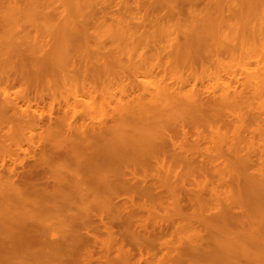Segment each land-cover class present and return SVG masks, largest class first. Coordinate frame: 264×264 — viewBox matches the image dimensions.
Wrapping results in <instances>:
<instances>
[{"label": "bare ground", "instance_id": "6f19581e", "mask_svg": "<svg viewBox=\"0 0 264 264\" xmlns=\"http://www.w3.org/2000/svg\"><path fill=\"white\" fill-rule=\"evenodd\" d=\"M69 1L74 5L73 8L77 10L78 13H76L79 14L80 19L66 15L61 23H59L61 19L57 15L50 14V16L44 12L47 10V4L41 2V0H25V3L22 1V3L14 4L15 9L20 10L23 15L24 13L27 14L25 11L27 10L28 17L26 18V15H24L22 17L23 21L24 18L25 20L28 19V22L32 25L27 21L26 24L31 27L35 26V31H38L37 29L40 26L44 27L45 30L41 31L43 34L46 31L45 36L51 37L49 38L53 46H50L51 48L47 46L49 39L47 40V37L42 38L44 36H41V33L34 32L33 35L31 34L32 31L29 30L30 33L27 31L26 35L22 33V28L20 31L25 36L22 37L19 34L21 35L19 37L17 31V33L9 34L12 35L10 41L13 44L10 41L8 42L7 39L9 38L6 33H11L12 29L15 31L20 26L23 27V24L18 26V23H15V26V18L9 15L12 18L9 19L12 21V26H15V30L11 26L10 29L7 28V25L4 26L5 29L9 30L6 29L8 32L5 31V38L7 39L3 37L0 31L1 38L3 37L2 40L5 39L7 41L4 40L5 44L7 43L10 48L8 49L7 45L4 48V50H9V52L6 50L7 54L13 52L15 47L18 50L15 44L19 40V49L25 47L24 49L21 48L22 52L24 50L26 52L25 56L28 54L33 58V64L32 62L30 64L36 65V67L33 66L35 71L38 68L40 69L38 71L42 70L38 64L44 62V56L46 55L45 60L49 59L47 62L51 60L50 62H53L58 69L59 61L64 58L67 67L66 74L71 75H68L70 79H72V76L75 77L77 73H81L80 76L87 77L91 75V78L93 76L100 78L96 75V70L94 71L93 67L91 69L88 66L90 65L89 55L83 56L89 51L86 50L88 51L86 53L85 49H81L80 46L88 49L93 41L101 42L100 44L104 45L102 43L104 42L102 40L104 36L114 41L127 39L126 46L130 41L131 44L138 45L139 43L141 45V41H149V43L152 42L156 46L158 31L156 30L157 33L155 31L156 35L154 34V36V31L149 30L150 27H147L146 24L147 28L144 24L142 25L144 31L142 29L138 30L139 25L136 30L134 27L130 29L121 20L115 22L112 27L105 25L106 16L110 13H107L106 9L111 7L112 10L114 6H119L128 11L133 8L128 0ZM10 2V0H3L0 5L5 7L7 6L5 4ZM82 2H87L84 6L87 8V12L89 8V14L95 10L98 16V12L105 16V18H100L105 19L102 28V21H100L101 24L100 22L98 25L96 24L97 30L96 26L94 31L87 27L92 17L89 19V14L87 15L86 12L81 13L80 10L84 7H82L84 4ZM196 2L197 0H167L166 4L162 5L168 8L169 12L172 11V15H175L176 11L177 13L180 12L181 7H185V3L188 9L192 8L190 15L192 19L189 23L179 21L173 24L172 19L171 22H168L170 19L157 22L156 27L161 34L157 36L160 38L164 35L168 36V34L171 36L170 39L163 38V41L166 39L171 42H169L171 49L174 47L173 51H169L171 57H179L178 54H180L182 48L193 47L194 43H198L197 46L201 48L205 45L203 43L212 39L213 30L222 28L223 22L231 26L230 29H227L231 32L230 36L222 35L217 42L215 41L214 44H208L204 47L208 48V46L215 45L217 49L233 50L243 46L248 41V34H253L252 45L258 40L264 41V0H210L208 10L204 13L203 10H206V6L201 10L198 8L200 11L198 12L195 9V7L197 8ZM63 3L65 4V1ZM151 5L152 8H154V5L156 6L155 3ZM12 6L11 10L13 9ZM48 6L51 7V5ZM137 6L133 10L140 9L144 5L138 4ZM147 6L149 8V5ZM158 7L156 6V8ZM246 9L250 12L248 13ZM0 10L5 9L1 8ZM11 10L8 12L13 14L15 11L13 9L11 12ZM242 11L244 13L241 14ZM7 14L5 13L7 17L5 15L3 17L0 13V22L3 18H8ZM9 19L2 21L6 23L8 21L9 26L11 25ZM150 20L151 18L147 16V24L154 22ZM178 20L181 19L178 17ZM221 22L222 24H220ZM90 23L92 24L93 21ZM1 24L5 25L2 22ZM109 25L111 26V24ZM25 26L27 27V25ZM225 26L227 27V25ZM177 30H180L179 33L182 36L184 35L186 39L184 44L179 42L178 34H176ZM117 36L119 39H117ZM155 37L156 40H154ZM177 42L179 44H176ZM0 46H4V44H0ZM243 47H246V45ZM257 50V52L248 53L250 58L259 63L257 68L252 67V64L250 66L246 65L247 67L244 69L245 77L242 79L244 81L242 91H239L233 85L235 80L229 85L223 81L220 83L218 81L219 84L216 83L217 86L215 87L217 89L214 88V91L212 89V92H210L211 89L210 91L207 90L209 89L207 87L202 88L203 91L199 90L198 86L189 88L179 86L180 88H178L174 86L175 80L174 84L167 82V76L163 78L162 73H160L162 78L159 82L157 81L156 86L152 88L149 86L147 89L142 90L143 92L137 97L123 99L119 104L113 105L114 107L108 105L110 106L107 107L108 111L106 110L108 117L102 123L87 124L85 121L82 122L84 119L82 120L80 117H74L78 121L67 122L62 118L60 123H57L56 126L43 134L45 141H54L57 147L54 152L41 155L43 157L41 161L39 160L40 162H37L38 165L37 163H29L27 166H19L17 161H13L12 167H4L6 165L0 167V264H98L95 263L96 259L94 258V251L99 240L97 232L103 227L107 233L117 237L112 228L114 225L123 227L119 236L122 248L126 246L125 242L130 246L123 250L124 254L128 258L134 257V255L143 256L147 248L145 244L152 235L147 231V227L137 220L141 208L137 206L136 198H154L161 194V189L163 190L166 184L169 187L175 185L172 182L174 180H172L171 175L170 178L169 175L165 174L166 176L163 175V178L162 175L150 174L148 167L156 166L162 169L166 163H169L172 165H170L171 167L177 164L176 166H198L203 168L210 164L211 157H209V153L206 158L200 156L202 161L201 159H199L200 161L197 159L199 162L194 161L178 150L174 136L165 131L170 124H173L176 125L174 127L182 129L186 133V125H189L191 121L205 122L206 124L217 123L218 131H215L212 137L214 149L210 147L211 151L214 150L212 151L213 156L218 154L227 160H232L243 173V175L240 174L237 177H230L233 184L228 187L229 197H222L226 198L224 199L226 201L227 199L230 200L227 201L230 203H227L221 197H216L217 200H223L227 207L224 202L221 203L225 207L221 206L220 213L218 212L219 214L207 219L208 222L213 223L212 226L215 230L209 232L211 248L209 252H204L203 256L208 260L227 262V264H262L264 261V149H262V146L264 147V42H262L261 48ZM206 52V58L211 56V50H206ZM195 53L188 52L183 60H192L193 57H197ZM197 53L199 54V52ZM17 55L19 56L20 52ZM59 55L61 60H59ZM100 55L103 56V54ZM168 57L170 56L168 55ZM78 58H82L79 61L81 64L83 59L87 61L86 63H89H83L87 65L86 67L83 65L79 67L77 65ZM135 58L133 55L130 63H123L125 66L123 65L124 69H122L124 73L138 79L145 69L148 70L149 66L143 59L140 58L143 62H139L137 59V61L134 60ZM93 60H95L94 57ZM77 66L79 70L76 69ZM96 66L95 69L98 68ZM99 73H101V69H99ZM102 73L108 74V72ZM170 78L174 79L172 76ZM239 80L236 79V86L239 82L241 83ZM9 98L8 93L0 90L1 119L8 118L17 122V124L19 123V126L21 124L23 126V123L26 125L28 121H30L28 122L30 124L34 118L35 121H38L40 116H37V112V115H29V112H32L31 108H28L30 111L24 112L22 106H19L20 103L19 105L18 102L13 104V100ZM257 100L262 102L260 110L256 105ZM89 104L85 103L86 106ZM255 105L258 110L254 108ZM78 106L71 108L72 111L69 108L70 112L66 114L68 115L66 119L69 114L77 113L79 115V112L81 113V109L80 111L77 109L80 107ZM86 106H84L85 109H90V105L88 108ZM88 110H85V112H88ZM247 113L252 115L248 123L245 116ZM230 117L233 118L232 122H227L226 119ZM222 123L234 128L235 137L233 139H229L227 135L222 134L220 131ZM258 147H261V149ZM214 152H217L216 155ZM208 157L210 159H207ZM226 162L228 165L231 164V161ZM169 164L166 166L169 167ZM44 165L50 167V169L54 167L57 171L56 177L52 180L47 178L46 172L43 170ZM224 167L226 166L224 165ZM228 184L230 185V182ZM231 209H234L235 212ZM57 228H59V231ZM198 246L191 248L192 253H187V255H193L191 258H197L195 254L198 253L195 252H197ZM200 246H202L201 243ZM137 252L138 254H136Z\"/></svg>", "mask_w": 264, "mask_h": 264}, {"label": "rangeland", "instance_id": "374dc122", "mask_svg": "<svg viewBox=\"0 0 264 264\" xmlns=\"http://www.w3.org/2000/svg\"><path fill=\"white\" fill-rule=\"evenodd\" d=\"M10 1L11 2L8 3L9 5L5 4L7 5L5 7L4 5L3 6L0 5V9L1 8L5 9V10H0L2 16L4 17L5 13L6 14L8 13L7 14L8 18L2 17L3 18L2 20L4 19L7 20L12 16L16 20V21L14 20V24L18 23L17 24L18 26L20 24H23V27L25 25H27V27L25 26L23 28L20 26L19 29L16 28L17 30H15L16 24L14 27L12 26L13 24H11L12 18L9 19L10 21L9 24H11L9 26L7 24L8 21L6 23L1 20L2 23H5V25L3 24L0 25V31L3 37L5 38L6 35H8L9 39L7 38L5 39H7L9 42L12 39L11 38L12 35L9 34H13L15 32L17 33L18 31L19 33H17V35L19 34L22 35V33L27 35V33L30 30V32L32 31L31 34L33 35L34 32H36V33H41V36L42 35L44 36L42 38L47 37L46 39L47 40L49 39L48 40L49 43L47 46L51 48L50 46H53L52 43L50 42L51 37L49 36L50 37L49 38L48 36H45L46 31L44 32V34L41 31V30H45L44 27L42 26H40V28L37 27L39 28L37 29L39 32L35 31L36 30L35 26H33L35 29L31 27L30 25L32 24L28 22L29 21L28 19L25 20L24 18L25 22L23 21L22 17H24V15H26V18L28 17L27 10H25L27 14L24 13L23 15V13L20 10L15 9L16 3H22V1L25 3V0H10ZM63 1H65V4L63 3ZM156 1L159 3H157ZM166 1L151 0L150 3V0H128V3L129 4L131 3V6L133 7L132 9H130L132 12L128 10L129 13H127L128 12L127 10L125 11L124 7L121 8L119 6L118 7L114 6L112 10L111 7L107 8L106 9L107 13L108 12L110 13H108L106 16L107 18L105 25L107 24L109 27H112L115 24V22L121 20L130 29H133L134 27L136 30L139 25L138 30H140L144 28L142 27V25L144 24L145 28L150 27V29L149 28L148 29L154 31L153 35L155 34L156 30L158 31L157 35H161L156 27L157 22L159 21L161 22L168 21L170 19V21L168 22H171L172 19L173 24H175V22L178 23L179 21L180 22L184 21L185 23H189V21L192 19V16L190 17L192 8L188 9V7H186L187 4L185 3L186 5L184 4V6L188 10L185 7H181L180 12L177 13L176 11L175 15L173 14L174 15L173 16L172 15L173 12L171 10H170L171 12H169L168 8L162 6L166 4ZM0 2H3V0H0ZM41 2L46 3L47 4L46 6L48 7V8L46 7L48 12L47 10H45L44 12L47 15L50 14H52L53 16L57 15L59 19H61L59 20V23L63 22L64 16L66 17V15L74 16L76 19L79 18V14H77L78 13L77 10L73 8L74 5H72V3H70L69 0H41ZM152 2H154L156 6L159 7L156 8L154 3ZM197 2H196L197 8L195 7L196 10H198V8L199 10H201L202 8L204 9L205 6H206V10H203V13L208 10L210 0H201V1L197 0ZM83 3L84 2H82V4ZM85 3L82 5V7L85 5ZM138 4H143L145 7L142 6V8L140 9L133 10L134 8H136ZM151 4L154 5L153 6L154 8L151 7L152 6ZM11 5H13L12 7L15 11L13 12V14L12 13L10 14V12H8L9 10H11ZM48 5H51V7ZM64 5H66V7H64ZM147 5H149V8ZM13 9L11 10V12L13 11ZM81 9H82L80 10L81 13L83 12L84 14L86 12L87 15L89 14L88 13L89 8H88V12L85 6ZM248 9L246 10L249 13L250 11ZM199 10L198 12H200ZM22 11L25 12L24 10ZM226 11H228V9H226ZM91 12L93 13L91 14ZM91 12L88 15V17L89 19L92 17L91 20L89 21L90 22L93 21L92 23L93 25L90 22H88L89 25H87V27H90V29L94 31V27L96 26L95 28L97 30L98 23L102 21V26L100 25L102 28L105 19H100V18H105V16H102L99 12H98L99 14L98 16L97 11L95 12V10ZM242 13H244V11H242L241 14ZM53 16L52 18L55 19ZM147 16L151 18V20L154 22L147 24L146 21ZM178 17L181 20H178ZM26 21L30 25L26 24ZM138 21H140L141 23L140 22L138 23ZM223 23L224 24H222V22L220 23L222 24L221 29L212 31V39L203 43L205 45L201 46L200 48L199 46H197L198 43L196 44L194 43L193 47L190 48L184 47L180 50V54H178L179 57L177 58L174 56L171 57V54L169 52V51H173L174 49V47L173 49H171L172 48L170 45L171 42L169 41L170 42L169 43L168 40H166L168 38L170 39L171 36H169V34L168 36L167 35H164V37L161 36L162 39L155 34L156 37H158L157 40L160 39L159 41H157L156 37L154 38V40H156V46L152 42L149 43V41H141L142 46L140 45V43L139 45L133 43L131 44L130 41V43H128V45L126 46L127 39H124L123 41H117V40L114 41L113 39H110L107 36L102 37L103 38L102 40L104 41L102 43H104V45L103 44L101 45L100 44L101 42L99 43L93 41L91 43V46L88 47V49L80 46L81 49L82 48L83 50L85 49L84 51L86 50L89 51V52L86 51V53L88 52L86 55H84L83 53L82 54L83 56L89 55L90 60L88 59V61L90 62V65L88 66H90L89 68L91 69L94 68V71L96 70V75L100 77L97 78V76L96 77L93 76V78L95 79L91 78V75L87 77L84 75L80 76L81 73L75 74V77L72 76V79H70L68 77V75L70 74H66L67 67L65 64V60L64 58L62 60L60 59L61 58L60 53L62 52L61 49H59L61 51L59 53L60 54L59 60H61L59 61V69L55 66V64H53V62L52 63L50 62L51 60L47 62V60L49 59L45 60L46 58L45 55L43 60L44 62L46 61L44 67H43L44 62L43 63L41 62L42 64L40 63V65L38 64V66L43 71L42 70L38 71L40 70L39 68L38 70L36 69L37 71H35V68L33 69V66L35 64L34 65L30 64L33 58L31 56H28V54L25 56L26 52L24 50L22 52L21 48L24 49L25 47H21L19 49L18 46V44H20L18 43L19 40L17 42L15 41L16 42L15 45H17L18 47V50H16V47L14 45L15 47L14 49L16 50L15 54H14L15 50L13 51V49H12L13 52L7 54V51L9 52V50L7 49H6L7 51L4 50V48H6L7 45V43L5 44L6 40L5 39H4L5 41L2 40L3 37L1 38L2 35L0 34V44L2 45L4 44V46H0V54H1L0 56L3 55V57H6L7 55L8 57L9 54L11 56V57L9 56L8 59L7 57L5 59H2L3 57L0 58V90L10 95L11 100H13L14 102L11 103L15 104L18 102V105L20 103L19 106L20 107L22 106L21 108L24 112H27V110H29L28 108H31L30 110L32 112H29V115L31 116L37 115L38 113L37 116L38 117L40 116L39 119L37 117L38 121H35L34 117L36 116H34L32 117L34 118V120L33 122L31 120L30 124H28V122L30 121L26 122V125H24L23 123V126L25 127H23L22 124L21 126H19V123L17 124V122L13 120H9L8 118L6 119L5 117L1 119L0 117V167H2L3 165H6L4 167L7 168L12 167L13 161H17L19 166H25V165L27 166L29 163L36 164L37 162H40L41 158L43 157V156L41 157V155H43L44 153L49 154L51 152H54L55 148L57 147V144L54 141L53 142L45 141L43 139V134L49 131L54 126H56L57 123H60V120H62V118H64L65 121L70 122L73 120L78 121V119L75 120L74 117L75 118L80 117L82 118V120L84 119L82 122L85 121V123L91 125L92 123L95 124L102 123V121H105L106 118L108 117L106 114L108 108L110 107L108 105H111L112 107L113 105L119 104L123 99L125 100L128 97L129 98L137 97L141 92H143L142 90L147 89L149 86L151 88L156 86L157 81L159 82L162 78L160 76V73H162L163 78L167 76L166 77L167 82H170L172 84L175 83L174 85L175 87L180 88L182 86L189 88V87L198 86L199 90L201 91H203L202 88L207 87L209 88V89L206 88L207 90L210 91L211 89L210 92H212V89L214 91V88L221 81L229 85L230 83H232V81L235 80L234 82L236 83V79L238 80L241 79L239 80L241 81V83L240 82L238 83L239 85L237 84L236 86L234 82L233 85L235 86V88L237 87L239 91H242L244 84L243 83L244 81L242 79H244L245 77L244 69L245 67H247L246 65L250 66V64H252L251 65L252 67L257 68L259 63V62L257 63L255 59L250 58L248 53L257 52L258 51L257 49L261 48L262 42L264 41L258 40L259 43L255 42V44L252 45L253 34H248L249 39L243 45V46L246 45V47L240 46L239 48H234L233 49L234 51L230 49L227 50L217 49L215 45L208 46V48L204 47L208 44L210 45L214 44L215 41L217 42L218 38L219 37L221 38L222 35L230 36L231 32L227 31V29H230L231 26H229L228 23L225 22ZM109 24H111V26ZM145 24L147 25V27ZM6 25L7 28L9 27V29L10 26L11 28L13 27L15 31H13L12 29L10 33L8 32L9 30L7 28L6 29L8 31H6L4 27ZM225 25H227V27ZM100 26H98V28H100ZM20 30L22 31V33ZM5 31L8 33H6ZM142 31H144V29H142ZM179 31L177 30V32L176 31L174 32L178 34L179 42L181 44L182 43L184 44L186 39L184 38V35L182 36V34L179 33ZM21 35H19V37ZM23 36L25 35H22V37ZM163 38L166 39H164L163 41ZM117 39H119L118 36ZM151 39L153 40V38ZM179 42H177L176 44H179ZM94 47H96V49H94ZM7 48L10 49L9 46ZM206 50L212 51L211 56H208L207 58L205 56L207 55V52L205 53ZM190 51H192L193 53H195L196 51L195 55L197 54V57H193L192 60H183V57L186 54H188V52ZM19 52L20 55L18 56L17 54H19ZM197 52H199V54ZM105 53H106V57H105ZM100 54H103V56ZM130 55L132 57L134 55L136 57L134 60L137 59L139 62H143L144 60L145 63H147V65L149 66L148 70L145 69L146 71L144 70L142 76L138 77V79H136V77H132V75L124 73L123 67L125 66L126 63L127 64L130 63L132 59ZM168 55L170 57H168ZM25 57L28 59H26ZM62 57H64V55H62ZM93 57L95 60H93ZM82 58L77 59V65L79 67L81 65L86 67L87 65L83 63H86L87 61H84V59L82 60L83 61L82 64L79 63V61H81L80 59ZM140 58L143 60H141ZM120 59H124V60L120 61ZM95 66L96 68L98 67L99 69H101V73H99L98 68L95 69ZM79 67L76 69L79 70ZM102 72L104 73L108 72V74L106 73L103 74ZM170 76L174 77V79L170 78ZM85 103L86 104L90 103L89 104L90 109L88 108L89 105L86 106ZM82 104L86 106V108H88L90 111L88 109H85ZM260 104H262V102L257 100L256 105L259 107V110H260ZM77 105L80 106V107L78 106L79 108L77 109H79V111L81 109V113L79 112V115L77 113L71 115L69 114V117H67L66 119V116H68L66 114L70 112L69 108L71 110V108H74V106ZM257 106L254 108L257 109ZM85 110H88V112H85ZM248 114L249 113L245 114V116L247 117V123L248 121L250 122V119L252 118V115H248ZM226 120L227 122H232L233 118L230 117L229 119ZM216 125L217 123L206 124L205 122L201 123L199 121L198 122L191 121L189 125H186L185 128L186 133L182 129H178L177 127H174L176 125L173 124H170V126H168L169 128H166L165 131L167 133H171L174 136L176 147L180 152H183L186 156L197 162L200 161L199 159H201L202 161L201 157L206 158L207 157L206 155H208L209 153L210 155L209 157H211V160L213 162L215 161L216 162L215 163L212 162L213 163L212 164L210 160L211 166L209 164L203 168L198 166H194V167L192 166L184 167V165L176 166L177 164H174L175 166L173 165L174 167H171L172 165L169 163H166L167 166L169 164V167L165 165L166 167L164 166L162 167V169H160V167L157 168L156 166L148 167L150 174L152 173L153 175L154 174L160 176L162 175L163 178H164L163 175L165 174L169 175L170 178L172 176L173 177L172 180H174L172 182L175 185L169 187L168 184H166L163 190L161 189V194L157 195V197L136 198L137 206L141 208V212L138 214L137 220L139 221V223L145 225L147 227V231L152 235L150 236L151 237L150 240L145 244L147 248L145 249L146 251L144 255L143 256L134 255L135 258L134 257L128 258L124 254L125 252L123 250L127 249L130 246L127 244V242H125L126 246L122 248L121 245L122 243L119 238V236L121 235L120 232L122 231L123 227L114 225L112 228L113 231H115L117 237H114V235H110L109 233H107L104 230L105 228L103 227L100 228L99 232H97L99 240L97 241V245L94 251V258L96 259L95 263L98 264H227V262L222 263L221 261L218 262V261L208 260L203 256V253L209 252L211 248L210 246L211 236L209 235L210 234L209 232L215 230L212 226L213 223L208 222L207 219H211V217L219 214L220 208L222 207L224 208L225 206L227 207V204L224 202L226 201L224 200L226 198H222V197H227V198L229 197L228 195L230 193L228 187L233 184L230 181V177L231 176L237 177L240 176V174L243 175L241 169H239V166L237 165L238 166L237 167L236 164L232 162V160H227L218 154L216 155L217 152H214L216 156H213L214 154L212 153V151L214 150L211 151L210 149L214 147L212 137L214 132L218 131ZM220 131L222 132V134L227 135L228 136L227 138L229 139H233L235 137L234 128L231 126H227L222 123V127ZM258 148L261 149V147ZM208 149L210 151H207ZM262 149H264L263 146ZM209 157L207 159H210ZM224 159L225 161H223ZM226 161H231L230 162L231 164L228 165ZM38 164L39 163H37V165ZM224 165L226 167H224ZM40 168L42 167L40 166ZM43 168L49 180H52L54 177H56L57 171H55L54 167H53L54 169L53 168L50 169V167L44 165ZM21 169L23 168L21 167ZM170 180L169 182H171ZM229 182L230 185L228 184ZM217 196L221 197V199H223L224 201L220 199H219L220 201L217 200L216 199ZM201 198L205 200L204 201L200 200ZM227 201L230 200L227 199ZM223 202L225 206L224 204L221 205V203ZM232 210L235 212L234 209H231V211ZM57 229L59 231V228ZM114 239L117 241H115ZM200 243L202 244V246H200ZM193 245L194 246L199 245L197 252H195L198 253L195 254L197 255V258H191L193 255L192 256L187 255V253L188 254L192 253L191 248L194 247ZM201 247L202 249H200ZM136 254H138V252ZM228 264H232V263H228ZM262 264H264V261Z\"/></svg>", "mask_w": 264, "mask_h": 264}]
</instances>
